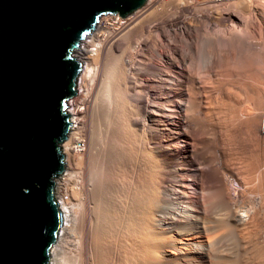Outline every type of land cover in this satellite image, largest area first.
Wrapping results in <instances>:
<instances>
[{"label": "bare ground", "instance_id": "obj_1", "mask_svg": "<svg viewBox=\"0 0 264 264\" xmlns=\"http://www.w3.org/2000/svg\"><path fill=\"white\" fill-rule=\"evenodd\" d=\"M187 1H170L172 3L170 6L176 8L174 17L170 16L172 15L168 9L170 6L167 8L166 4L167 6H164L168 10L157 12L159 20L150 18L144 20V17L138 16L127 24L123 23L124 25L113 32H109V27H105L108 25L102 24L106 18L103 17L95 31L75 50L74 55L84 64V70L80 75L78 92L69 102L73 126L67 141L63 143L65 173L58 179L56 189V200L60 201L59 205L64 214V226L52 248L49 264H64L65 259H68L65 258L67 255L65 249L71 244L75 247V256H73L76 264H251L248 259L241 260L242 257L238 260V253L235 254L236 248L234 247L235 251H233L234 249L223 247L222 239L228 232L234 235V226L241 229L242 231H238L242 233L258 227L257 215L259 213L260 216L264 211V199H262L264 196L256 202L258 204L250 200L251 197L247 200L248 204L244 198L241 201L242 205L234 202L228 190L230 180L225 176L224 171H222L224 174L221 172L223 175L213 173V170L209 169L212 166H208L209 168L205 166L206 154L204 156L203 148L205 126L209 123V119H213L211 117H218L221 113L226 115L229 113L236 120L242 119L244 122L242 124L248 132L256 130L259 123L254 119L264 106L260 101L264 98L261 94L264 91L258 92L259 89L253 91L252 88L248 94H242L245 102L250 99L255 100L254 105L247 107L246 114L241 112L244 115H240L242 101L231 104L232 106L228 102L220 111L219 106L222 104L219 95L223 93L224 88L215 81L218 68L227 65L234 70L240 68V71L241 69L244 71L242 67H250L254 60L251 61L250 58L244 60L242 53L238 52L239 48L236 50V43L240 40L236 37L240 30L235 29V26L240 23L238 24L234 19L232 21L229 19L230 21L225 24L229 28L215 24L217 26H215L217 30L213 29L215 33L216 31L221 34L230 33L227 36H225L227 33L225 35L216 33L218 36L213 34L217 37L213 39L216 42L208 41L206 47L210 49V44L216 43V46L226 47L224 52H220L221 49L218 52L206 49L205 52L199 53L201 52L199 51L196 54L191 51L192 39L190 42L186 36L178 37L177 34L174 37L169 36L173 28L175 29L173 32L177 30L180 32L178 34H184L188 31L187 28H191H185V23L177 20L181 11L189 12L186 7L190 6L187 4L191 2L187 3ZM245 1L242 3L245 4ZM254 1L258 8V10L254 9L255 16H264V0ZM247 2L250 5L249 0ZM184 4L186 6H182ZM242 13L241 16L248 17L247 20H251L250 18L254 16V12L249 8L247 12L244 10ZM113 18L120 20L117 16ZM222 21L225 22L227 19ZM250 22L252 25V21ZM188 33L191 34L189 31ZM149 34L153 37L148 40ZM163 39L167 40L166 45L162 43L158 48L157 43L161 44ZM204 42L205 40L201 43ZM250 43L252 42H249V45ZM247 52L245 57L251 55L249 50ZM100 61L104 63L101 70L103 74L99 79L101 84L99 90L95 91L97 87L95 88L94 84L95 82L97 84L99 77ZM258 62L257 64L263 69L264 61H262L263 65ZM236 72L229 71L232 74ZM207 84L212 86L210 91L206 90ZM207 94H211L210 98L211 96L215 98L214 103L217 105L213 104L216 108L213 107L216 110H209V106L205 105ZM205 108H208V111H203ZM88 117L91 119L88 131L90 137L85 134ZM229 124L224 123V128L234 125V122ZM259 132L264 134V129ZM82 135H86L90 140H85ZM214 138L212 136V139ZM233 138L235 139V136ZM77 139L82 140L85 146V150L79 154L74 153L73 148V142ZM86 141H90L89 151L86 154L89 163L83 159L87 152ZM107 151L108 154H105ZM217 156L219 157V154ZM104 157L108 159L107 166L103 162L105 160H102ZM85 162L91 165L87 175L88 181L85 175L84 178L80 175L83 174L81 168ZM262 178L264 177L261 176V180ZM256 180L258 181V178ZM62 190L66 192L70 190L72 195H69L73 196L74 201L66 199L64 194L62 196ZM226 227L227 231L223 234ZM230 230H233L232 233ZM236 230L237 228L234 236H237ZM217 232L223 234L222 239ZM253 232L254 235L255 230ZM229 234L227 237H231L230 241L234 245L233 235ZM239 236L237 239L240 238ZM227 237L225 239H228ZM254 244H250L252 248ZM244 248L249 249V246ZM248 252L244 255H248ZM257 252L264 258V246L259 247Z\"/></svg>", "mask_w": 264, "mask_h": 264}, {"label": "water", "instance_id": "obj_2", "mask_svg": "<svg viewBox=\"0 0 264 264\" xmlns=\"http://www.w3.org/2000/svg\"><path fill=\"white\" fill-rule=\"evenodd\" d=\"M148 0H0V264H49L64 214L55 180L84 64L74 53L101 18Z\"/></svg>", "mask_w": 264, "mask_h": 264}, {"label": "rangeland", "instance_id": "obj_3", "mask_svg": "<svg viewBox=\"0 0 264 264\" xmlns=\"http://www.w3.org/2000/svg\"><path fill=\"white\" fill-rule=\"evenodd\" d=\"M175 1V0H174ZM185 1H187V0H185ZM219 1V2H218ZM242 1H244V0H222V1H220V0H206V1H204V0H202L201 1V3H200V1H197V0H188L187 1V3L188 2H191V3H189V4H187V3H185V4H187V6L188 5H190V6H188V7H186L188 10H189V12H182L181 11V13H180V15H179V18L177 19V20H179V21H182L183 22V24L185 25V28H187V27H191V28H187L188 29V31L191 33V34H189L188 33V31H185V33L183 34V33H181V34H178V33H180V32H177V31H175V32H173V29H171L170 30V34H169V36H175L176 34L178 35V37H181V36H183V37H187L188 39L187 40H189L190 42H191V39H192V42H191V44H192V46L193 47H191L192 48V50H191V48H189L191 51H193L194 53H196V54H198V52L199 51H201V52H199V53H203V52H205V50L207 49L206 47L208 46L207 44L210 42V43H212V40L216 37L215 35H217L218 36V34L220 35L221 33H218L217 31H216V33H218V34H216L215 33V31H213V29L214 30H217L216 29V27L217 26H220V27H223L224 28V26H226L225 24H227L228 23V20L230 19L231 21H232V19H234V21H236L239 25H237V26H235L236 28L235 29H238V30H240L239 31V37H241V38H238V36L236 37L235 35H234V37H236V39H240V40H242V41H238L239 43H236L235 45L237 46H235L236 47V50L239 48V50H238V52L239 53H242V55L244 56L243 58H244V60H248L249 58H250V60L251 61H253L254 60V63H253V65H251L250 67H248V68H246V67H242V68H244V71H243V69H241V71H240V68L237 70V69H233L232 67H230V66H227V65H222L221 67L223 68H218L217 70H218V76H216V78H215V81L216 82H218V83H220L221 84V87H222V85H223V93L221 94V95H219V101L221 102L220 104H222V105H220L219 106V104H218V106H219V109H220V111H222V109H223V106L224 105H227V103L229 102V104L231 105V104H236L237 102H241L242 101V108H241V111H240V115H242L243 113L244 114H246L245 112H246V110H248V108H250V107H248V106H252L251 104H253L254 105V99H250L249 101H246V102H248V104H246V102H245V97H243L245 94H248L249 93V91H251V89L254 91H257L258 89V92H260V91H264V77H263V75H264V66H263V69H262V67L261 66H259L257 63H259L258 61H260L261 63H262V61H264L263 59H264V16L263 15H256L255 16V10L254 9H256V10H258V8H256V2L254 1V0H249V2H250V5H248L249 3L247 2V0L245 1V4H244V2L242 3ZM170 1L169 2H164V4H163V2H153L149 7H147V8H142V9H140V10H138V11H136L134 14H132V15H130L129 17H127V18H121V17H119V16H117L120 20H118V19H116V18H113L112 16H105L106 18L104 19L105 21H103V25H108V26H105L106 28H108L109 27V32H113L115 29H118V28H120L122 25H124V24H127L129 21H131L133 18L135 19L136 17H138V16H141V18H145L144 20H146V19H148L149 20V18L151 19V20H154V19H158L159 18V12L160 13H162L161 11H163L164 9V11H166V10H170L171 11V14L172 15H170V16H173L174 17V13H175V9L176 8H173V5H171L170 6ZM200 3V4H199ZM246 3H247V5H246ZM252 3H253V5H252ZM158 4H161V5H158ZM162 4H163V6H162ZM168 6H167V5ZM172 4V3H171ZM182 5V6H186V5ZM205 4H206V6H205ZM213 4V5H212ZM224 4H226V5H224ZM229 4H231L230 6H229ZM238 4V5H237ZM167 6V8L165 7V6ZM198 5H200V6H198ZM216 5V6H215ZM240 5V6H239ZM181 6V7H182ZM202 6H204V7H202ZM212 6V7H211ZM231 6H232V8H231ZM243 6V7H242ZM249 8V10L251 9V11H253L254 12V18L253 17H251L250 19L251 20H247V18L246 17H243L244 15V12L242 13V11H244L245 10V12H247V10H248V8ZM253 6V7H252ZM201 7V8H200ZM237 9H236V8ZM255 7V8H254ZM155 8H158L157 10L155 9ZM163 8V9H162ZM206 8V9H205ZM252 8H253V10H252ZM152 9V10H151ZM159 9H160V11H159ZM224 9V10H223ZM230 9V10H229ZM239 9H241L242 11H240ZM151 12H150V11ZM187 10V11H188ZM195 10V11H194ZM239 10V11H238ZM142 11V12H141ZM150 12V13H149ZM158 12V13H157ZM192 12V13H191ZM240 14H239V13ZM140 14V15H138V14ZM218 13V14H217ZM241 13H242V15L243 16H241ZM258 14L260 13V11H258L257 12ZM183 14V15H182ZM145 15V16H144ZM147 15V16H146ZM198 15V16H197ZM210 15V16H209ZM212 15V16H211ZM221 15V16H220ZM240 15V16H239ZM154 16H156L155 18H154ZM191 16V17H190ZM200 16V17H199ZM205 16H206V18H205ZM209 16V17H208ZM214 16V17H213ZM153 17V18H152ZM173 17H171V18H173ZM178 17V16H177ZM219 17V18H218ZM259 17V18H258ZM131 18V19H130ZM215 18H217V19H215ZM261 18H263V19H261ZM130 19V20H129ZM184 19V20H183ZM214 19V20H213ZM222 19H227V21H222ZM240 19H242L243 20V22H242V20H240ZM102 20V19H101ZM159 20V19H158ZM177 20H175V21H177ZM189 20V21H188ZM229 20V21H230ZM255 20H257V21H259V22H257V21H255ZM250 21H252V25H251V22ZM119 22V23H118ZM187 22V23H186ZM207 22H209V23H207ZM246 22V23H245ZM124 23V24H123ZM190 23V24H189ZM244 24V25H242V24ZM257 25H255V24ZM210 24V25H209ZM217 26H216V25ZM254 24V25H253ZM241 25H242V27H241ZM248 25V26H247ZM210 26V27H209ZM216 26V27H215ZM253 26V27H252ZM256 26V27H255ZM104 27V26H103ZM196 27V28H195ZM227 27V26H226ZM250 27V28H249ZM260 27V28H259ZM204 28H205V30H204ZM227 28H229V27H227ZM256 28V29H255ZM187 29H185V30H187ZM196 29V30H195ZM208 29V30H207ZM251 29V30H250ZM175 30V29H174ZM193 30V31H192ZM238 30H237V32H238ZM249 30V31H248ZM195 31V32H194ZM209 31V32H208ZM235 31V30H234ZM233 31V32H234ZM205 34H204V33ZM213 32V33H212ZM187 33V34H186ZM212 33V34H211ZM227 33V34H226ZM226 33H224L223 32V34H221V35H225V36H227L229 33L228 32H226ZM172 34H174V35H172ZM213 34H215V35H213ZM238 34V33H237ZM249 34V35H248ZM101 35V34H100ZM150 36H148V40H149V38L151 39L153 36H152V34H149ZM179 35H181V36H179ZM205 35V36H204ZM209 35V36H208ZM246 35V36H245ZM189 36V37H188ZM194 36L196 37V38H194ZM214 36V37H213ZM213 37V38H212ZM248 37V38H247ZM204 38V39H203ZM217 38V37H216ZM173 39V38H172ZM203 40H205V42H204V44L203 43H201V42H203ZM211 40V41H210ZM165 41V42H164ZM209 41V42H208ZM156 42H158V41H156ZM213 42H216L215 40H213ZM236 42V41H235ZM249 42H252V43H250V45H249ZM162 43H164L165 45H166V43H167V40L166 39H163V40H161V44L158 42L157 43V45H158V48H160L161 46L160 45H162ZM201 43V44H200ZM202 44H203V47H202ZM214 45L216 46V43H214L213 45H211L210 44V49L211 50H213L214 52H218V51H220V49H221V51L220 52H224L225 50H226V47L224 48H221V46H216V47H214ZM252 45H254V46H252ZM160 46V47H159ZM213 46V47H212ZM196 49H195V48ZM205 47V48H204ZM249 47V48H248ZM255 47V48H254ZM257 47V48H256ZM262 47V48H261ZM188 48H187V50H188ZM252 48H253V50H252ZM201 49V50H200ZM209 49V48H208ZM207 49V50H208ZM209 49V50H210ZM215 49V50H214ZM219 49V50H218ZM223 49V50H222ZM249 50V52H250V54L253 56H247V57H245L246 55H245V53H248L247 51ZM260 49V50H259ZM198 50V51H197ZM189 51V50H188ZM252 52H253V54H252ZM256 54H255V53ZM241 55V56H242ZM257 55H258V57H257ZM261 55H262V57H261ZM256 59H255V58ZM259 57L261 58L260 60H259ZM199 58V57H198ZM242 58V57H241ZM248 58V59H247ZM198 61V60H197ZM101 63V64H100ZM260 63V64H261ZM100 64V65H99ZM99 64H98V80H97V84H96V82H95V84H94V87L96 88L97 87V89H95V91H97V90H99V87H100V77H101V75L103 74V72L101 71V70H103V66H104V63L102 62V61H100L99 62ZM261 65H263V63L261 64ZM102 68H101V67ZM198 66V65H197ZM260 68H259V67ZM230 68H232L231 70H230ZM247 70H246V69ZM256 68H258V69H256ZM102 72H100V71ZM222 70L224 71V72H222ZM226 70H228L227 72H226ZM236 70H237V72H236ZM255 70H257V71H255ZM259 70V71H258ZM229 71L230 72H232V73H234V72H236L235 74H232V73H229ZM238 71H240V72H238ZM251 72V73H248V72ZM254 71V72H253ZM100 72V73H99ZM220 72H222L221 74H220ZM226 72V73H225ZM245 72L248 74H245ZM256 72V73H255ZM262 72V73H261ZM203 73H205V72H203ZM202 73V74H203ZM223 73H225V74H223ZM228 73V74H227ZM239 73V74H238ZM244 73V74H243ZM223 74V75H222ZM241 74H243V75H241ZM253 74V75H252ZM206 75V74H205ZM231 75V76H230ZM233 75H235V77L233 76ZM247 75V76H246ZM260 75H262V76H260ZM202 76H204V74L202 75ZM233 76V77H232ZM242 76V77H241ZM244 76V77H243ZM246 76V77H245ZM251 76V77H250ZM230 77H232V78H230ZM205 78H206V76H205ZM229 78V79H228ZM247 78V79H246ZM249 78V79H248ZM258 78V79H257ZM261 78V79H260ZM251 79H253V80H251ZM254 79H256V80H254ZM260 79V80H259ZM202 80H206V79H204V78H202ZM249 80V81H248ZM80 81V80H79ZM99 81V82H98ZM254 81V82H253ZM256 81V82H255ZM244 83H247V84H244ZM248 83H249V86H248ZM253 83V84H252ZM228 84V85H227ZM230 84V85H229ZM208 86L206 87L207 89L206 90H208V91H210L211 89V84H207ZM209 85H210V87H209ZM243 85V86H242ZM257 87H256V86ZM227 86H229V87H227ZM233 86V87H232ZM236 86V87H235ZM242 86V87H241ZM252 86V87H251ZM248 87H249V89H248ZM234 88H235V90H234ZM242 88H246V89H242ZM232 89V90H231ZM242 89V90H241ZM224 90L226 91V92H224ZM243 90H244V92H243ZM248 90V91H247ZM231 91V92H230ZM235 91V92H234ZM239 91L240 92H242V93H239ZM232 92H233V94H232ZM246 92V93H245ZM220 94V93H219ZM236 94V95H235ZM242 94H244V95H242ZM261 94H263L264 95V93L263 92H261ZM210 95L211 94H207V98H206V100L208 101H206L205 100V102L207 103H205V105L206 106H209L208 108H209V110H216L215 108H216V106H214V105H217V104H215L214 103V99L215 98H212V96H211V98H210ZM226 95V96H225ZM238 95V96H237ZM224 96V97H223ZM221 97V98H220ZM223 97V98H222ZM227 97H229L228 99H227ZM75 98V97H74ZM73 98V99H74ZM238 98V99H237ZM240 98H241V100H240ZM73 99H71V101L73 100ZM210 99V100H209ZM221 99V100H220ZM235 99V100H234ZM244 99V100H243ZM227 101V102H226ZM245 103H244V102ZM251 101V102H250ZM260 101H262L263 102V104H264V98L262 99V100H260ZM213 102V103H212ZM223 102V103H222ZM254 102V103H253ZM214 104V105H213ZM246 105V106H245ZM215 108H214V107ZM232 106V105H231ZM226 107V106H225ZM244 107V108H243ZM248 107V108H247ZM208 108H205L203 111H208L207 109ZM212 108V109H211ZM261 108V107H260ZM71 109V108H70ZM227 112V111H226ZM241 112H243V113H241ZM259 113V115L258 116H256V119H254V120H256V122L257 123H259L258 124V126H257V128H256V130L254 129V130H252V131H250V132H248L247 130H246V128L243 126V124L242 123H244V122H242V119H241V121L240 120H236V119H234V118H232V116L231 115H229V113H227V115L225 114V113H221V115H219L218 117L217 116H215V117H211V118H213V119H209V123L205 126V135H204V148H203V153H204V156H205V154H206V156H205V166H212V167H208L209 169H211V171L213 172V173H221L222 171H224V173H225V176H227V178L230 180L229 181V183H228V190H229V193L233 196V200H234V202H236L237 204H240V205H242V203L243 202H241L242 201V199L244 198L245 200H246V203H247V200H249V198L251 197V198H253V199H251L250 198V200H254V203L255 204H258V203H256V202H258L259 201V199L262 197V196H264L263 194H264V178H262V180H261V176L262 177H264V134H262L261 132H259V131H261V129L263 128L264 129V106H262V110H260V112H258ZM261 113H263V115L261 114ZM243 114V115H244ZM225 118H224V117ZM230 116V117H229ZM201 117H203V115H201ZM228 117V118H227ZM218 118V119H217ZM222 118V119H221ZM230 118V119H229ZM242 118V117H241ZM231 119H232V121H231ZM90 117H88V121H87V132L85 133L88 137H90L89 136V127L91 126V122H90ZM236 120V121H235ZM244 120V119H243ZM219 121H221V122H219ZM240 121V122H239ZM214 122V123H213ZM223 122V123H222ZM234 122V125L233 124H231V123H233ZM221 123V124H220ZM224 123H226V124H231L232 126H230V127H228V128H224V126H223V124ZM237 125H236V124ZM239 123H240V125H239ZM89 124H90V126H89ZM217 124V125H216ZM229 124V125H230ZM242 124V125H241ZM219 125H220V128H219ZM209 126V127H208ZM217 127V128H216ZM234 127V128H233ZM208 128V129H207ZM211 128V129H210ZM234 130V131H233ZM246 130V131H245ZM212 132V133H211ZM227 132V133H226ZM233 132V133H232ZM215 133V134H214ZM229 133V134H228ZM211 134V135H210ZM220 134V135H219ZM227 134V135H226ZM248 134V135H247ZM258 134V135H257ZM86 135H82L81 137H83L85 140L87 139V140H90ZM225 135V136H224ZM255 135V136H254ZM210 136V137H209ZM212 136H213V138L214 139H212ZM235 136V139L233 138ZM246 136V137H245ZM257 136V137H256ZM87 137V138H86ZM205 137H206V139H205ZM217 137V138H216ZM252 138V139H251ZM244 139V140H243ZM257 139V140H256ZM260 139V140H259ZM212 141H214V142H212ZM225 141V142H224ZM233 141V142H232ZM238 141V142H237ZM263 141V142H262ZM87 143H88V145H86V148H87V152H85V154H84V157H88V155H86V154H88V149H89V146H90V141H86ZM206 142H209V143H207L206 144ZM212 143V146H211V143ZM215 142H216V144H215ZM224 142V143H223ZM86 143V144H87ZM232 143V144H231ZM252 143V144H251ZM223 144V145H222ZM206 145L208 146V147H206ZM88 146V147H87ZM214 146H216V147H214ZM260 146V147H259ZM218 147V148H217ZM238 149V150H237ZM210 150V151H209ZM217 150V151H216ZM208 151L210 152V153H208ZM211 151H213L214 153H212ZM262 151V152H261ZM220 152V153H219ZM222 152V153H221ZM232 152V153H231ZM247 152V153H246ZM64 153V152H63ZM237 153V154H236ZM105 154H108V151L107 152H105ZM211 154V155H210ZM217 154H219V157L217 156ZM226 154V155H225ZM209 156H211V157H209ZM216 156V157H215ZM230 156H231V158H230ZM233 156V157H232ZM83 157V159L87 162V163H89V157L87 158H84ZM224 157V158H223ZM209 158H210V160H212V161H210L209 160ZM214 158V159H213ZM217 158H219V159H217ZM229 158V159H228ZM232 158H235V159H232ZM222 159V160H221ZM260 159V160H259ZM84 160H83V162H84ZM102 160H105V161H103L104 162V164L107 166V158H103ZM219 163H218V162ZM223 161V162H222ZM235 161V162H234ZM263 161V162H262ZM85 162V164L83 163V167H85V169L83 168H81V172H83V174L81 173L80 175H82V178H84V175H85V177H87V175H88V172H89V166L91 167V165H87V163ZM215 162V163H214ZM213 163V164H212ZM221 163V164H220ZM233 163V164H232ZM258 163V164H257ZM212 164V165H211ZM257 166H256V165ZM85 165V166H84ZM216 165H218V167L216 166ZM222 165V166H221ZM88 167V169H87V167ZM238 167H240V168H238ZM246 169H245V168ZM235 168V169H234ZM221 170V171H220ZM260 170V171H259ZM84 171H85V173H84ZM244 171V172H243ZM242 172V173H241ZM223 173V172H222ZM221 173V174H222ZM223 173V174H224ZM227 173V174H226ZM222 174V175H223ZM256 174H257V177H256ZM237 175V176H236ZM258 178V181L256 180ZM87 181H88V177L87 178H85ZM85 179H83L84 181H86ZM261 181V182H260ZM243 183V184H242ZM262 184V185H261ZM247 185V186H246ZM253 185V186H252ZM245 187V188H244ZM247 187V188H246ZM263 190V191H262ZM250 191V192H249ZM260 191V192H259ZM66 191H64V190H62V192H61V194H62V196H63V194H64V197L66 198V199H70V201L71 202H73L74 201V199H72L73 198V196H71L72 194V192L70 193V190H67V192L65 193ZM248 193V194H247ZM66 194V195H65ZM69 194H71V195H69ZM260 194V195H259ZM67 196V197H66ZM70 196V197H69ZM248 197V199H247V197ZM258 196V197H257ZM262 199H264V197H262ZM245 200H244V202H245ZM248 204V203H247ZM239 205V206H240ZM244 205V204H243ZM238 206V205H237ZM245 206V205H244ZM261 208H263V207H261ZM264 210V209H263ZM262 210V211H263ZM216 211V210H215ZM261 211V210H260ZM239 212V211H238ZM237 212V213H238ZM261 213V212H260ZM257 217H258V224H257V226L258 227H255L253 230H246L248 233H249V235H247L248 233L246 232V231H244V232H246V233H242V232H240V231H238V230H241V229H239L238 227H236V226H231V227H233V228H237V230H236V234H237V236H239L240 238H238L239 239V241H241V242H239V241H237L238 239H237V236H234L235 235V229H234V235L233 234H229V232L226 234V236L225 235H223V234H225V232L227 231V227L223 230V236L222 235H220L219 234V232H217V234H219V236L221 237V239H222V237H223V239H225V237H227L228 236V234L229 235H233L232 237V239L234 240V245L232 244L233 242H231L230 241V239H231V237H227L228 239H225V240H223L222 239V244H223V247L225 246V247H227L228 249L230 248V249H234L233 251H235V248H236V250L237 251H235V254L237 255V253H238V260H240L239 258L240 257H242L241 258V260L243 259H248L249 260V263L251 262V264H256L255 262H257L258 264H264V258H262L259 254H258V250H259V247H262V246H264V211H263V213H261L260 214V216H259V213H258V215H257ZM239 218H241V216H239ZM259 218H261L260 220H259ZM260 221V222H259ZM263 225V226H262ZM224 228V227H223ZM232 228V229H233ZM222 229V228H221ZM219 230L220 232L222 231V230ZM228 229H229V227H228ZM231 229V228H230ZM255 230V236L253 235V231ZM231 231V230H230ZM233 231V230H232ZM232 231H231V233H232ZM242 231V230H241ZM256 231H257V233H256ZM260 231V232H259ZM237 232H239V233H241V234H239V233H237ZM252 232V233H251ZM262 233V234H261ZM239 234V235H238ZM250 234H252V235H250ZM256 234H257V236H256ZM242 235V236H241ZM247 237V239L244 237ZM261 235V236H260ZM251 236V237H250ZM219 237V238H220ZM244 237V238H243ZM249 237V238H248ZM253 237V238H252ZM220 239V240H221ZM243 239V240H242ZM244 239H246L245 241H244ZM250 239H252V240H250ZM253 239H255V240H253ZM230 241V242H228V241ZM237 241V244H238V247H239V245H240V243H241V246L239 247L240 249L238 250L237 248V244H235L236 243V241ZM250 240V241H249ZM258 240V241H257ZM227 241V242H226ZM243 241V242H242ZM246 241H248V242H246ZM262 241V242H261ZM223 242H225V244L223 243ZM239 242V243H238ZM251 242V243H250ZM258 242V243H257ZM261 244H260V243ZM226 243H228L227 245H226ZM230 243V244H229ZM255 243V244H254ZM233 246H232V245ZM250 244H254V246H253V248L251 247L252 245H250ZM260 244V245H259ZM263 244V245H262ZM236 245V246H235ZM74 245L73 244H71L70 246H68L67 247V249H65V253L68 255V257H66L65 256V258H68V259H65V263H68L69 264V262H70V264H76L75 263V247H73ZM232 246V247H231ZM246 246H249V249H247V248H244V247H246ZM235 247V248H234ZM257 247V248H256ZM70 250V251H69ZM244 250H248V251H244ZM257 250V251H256ZM243 251V253H241ZM237 252V253H236ZM249 253L248 255H244V254H246V253ZM252 252H256V253H253L252 254ZM64 253V254H65ZM241 253V254H240ZM239 254H240V256H239ZM74 255V256H73ZM243 255V256H242ZM73 256V257H72ZM259 256V257H258ZM248 257H250V258H248ZM252 257V258H251ZM253 257H256L255 259L253 258ZM258 258V259H257ZM257 259V260H256ZM263 261H261V260ZM66 260H67V262H66ZM73 260V261H72ZM254 260H255V262H254ZM259 260V261H258ZM253 261V262H252ZM64 263V264H65Z\"/></svg>", "mask_w": 264, "mask_h": 264}, {"label": "built area", "instance_id": "obj_4", "mask_svg": "<svg viewBox=\"0 0 264 264\" xmlns=\"http://www.w3.org/2000/svg\"><path fill=\"white\" fill-rule=\"evenodd\" d=\"M152 1V2H151ZM168 1H171V0H148V2H147V4L143 7V8H147V7H149L153 2H168ZM197 1H200V3H201V1L202 0H197ZM221 1V0H220ZM151 2V3H150ZM117 16V15H116ZM112 17H114V16H112ZM62 148H63V145H62ZM73 148H74V153H81V152H83L84 150H85V146H84V143H83V141L82 140H80V139H77V140H74V142H73ZM63 150V149H62ZM64 173H65V171H64ZM63 173V174H64ZM62 174V175H63ZM61 175V176H62ZM61 176H59L58 178H56V180H55V183H56V187H55V197H57L56 195V189H57V181H58V179L61 177ZM59 203H60V201L59 200H57Z\"/></svg>", "mask_w": 264, "mask_h": 264}]
</instances>
